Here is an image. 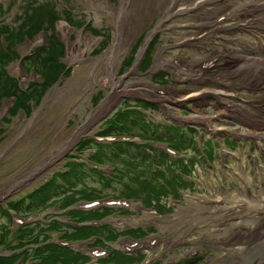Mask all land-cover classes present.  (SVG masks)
Returning a JSON list of instances; mask_svg holds the SVG:
<instances>
[{
	"label": "rangeland",
	"instance_id": "1",
	"mask_svg": "<svg viewBox=\"0 0 264 264\" xmlns=\"http://www.w3.org/2000/svg\"><path fill=\"white\" fill-rule=\"evenodd\" d=\"M176 2L181 8L179 13H170ZM44 3L50 5L38 16L43 31L32 40L24 38L17 42L18 57L6 71L19 81L22 91L30 89L34 83H44L36 71L40 61L38 51L47 48L49 37L53 36L66 48L59 63L65 65L68 72L55 79L41 100L31 101L26 111L20 109L13 115L17 101H0V191L7 185L19 184L61 153L111 95L114 82L122 81L123 88L135 84L139 95L123 97L106 115L110 117L106 120L113 118L118 110L145 109L151 105L146 113L151 128L165 133L167 126L173 124L172 128L179 131L173 129V134H184L182 139L187 142L185 153L170 154L172 161L184 160L174 162V169L181 171L182 165L187 164V173L194 176L186 177L188 183L182 188L178 202L168 199L161 202V215L130 199L129 207H113L118 211L124 207L127 214L112 212L110 215H113L105 219V225L119 234L123 231L138 234L131 235L134 241H158L156 246L131 250L140 253V263L136 264H264V83L258 87L253 82L250 86L244 83L245 73L250 68L256 69L253 59L264 60V1L218 0L195 4L196 1L190 0H131L123 13L124 0H0L4 5L0 27L19 30L27 9ZM255 3L261 5L262 11L253 14L251 9ZM49 10L53 12L50 17ZM121 17L125 31L121 33L123 44L119 46L116 41ZM53 19L58 20L52 23ZM62 24L69 26V35L62 36ZM149 38L151 42L147 41ZM36 41L39 43L33 46ZM146 41L145 65L148 60L150 64L149 70L143 72L140 64L144 61L141 60L138 68L135 65ZM138 42H141L139 49L134 58L128 60ZM2 43L7 50L4 38ZM76 43L79 45L72 57L70 46ZM114 45L115 66L110 61ZM85 50L91 51L90 55ZM40 56L46 57L45 54ZM241 58H248L251 64L243 71L238 65ZM112 69L116 76L112 75ZM147 72L150 74L139 75ZM200 90L225 94H221L222 101L211 97L202 106L191 100H186L185 105L173 104L178 103L176 100L163 101L178 98L183 91L197 93ZM191 95L194 94L183 96ZM198 117L204 121L196 122ZM183 118L185 122L181 121ZM99 121L40 180L21 186L0 201L2 210L9 212L0 215L1 258L23 254L15 264H40L39 260H32L33 251H29V259L24 260L25 251L37 248L39 245L32 241H46V236L48 240H59L60 234L45 229L52 222L67 227L71 222L91 221L88 215L92 211L83 207L72 209L74 215L78 213V217L84 219L75 221L63 214L67 210L61 205V213L50 204L46 210L32 215L17 214L9 206L26 205L30 194L52 180L55 173L72 165L73 156L79 157L78 145L104 129L107 121ZM207 124L212 126V131L207 130ZM183 129L190 131V135L182 134ZM135 133L143 134L138 129ZM131 136L137 146L143 147L137 136ZM152 145L168 152L166 145L165 148L158 143ZM195 148L200 153L191 170V159H196ZM110 152L124 158L118 146H113ZM85 158L78 160L85 161ZM113 165L123 166L117 162ZM102 172L104 178L115 174L109 166ZM149 172H152L151 167ZM86 182L105 191L104 201L121 198L120 184L107 189L92 178H87ZM116 222L124 224L118 226ZM61 230L67 233L65 228ZM95 241L91 246H97ZM119 242L131 244L133 240L122 236L108 245L103 242V247L111 251L128 248ZM23 245L24 249L15 251ZM89 245L78 244L71 250L84 256L91 250ZM109 256L93 257V263L112 264L106 262Z\"/></svg>",
	"mask_w": 264,
	"mask_h": 264
},
{
	"label": "trees",
	"instance_id": "2",
	"mask_svg": "<svg viewBox=\"0 0 264 264\" xmlns=\"http://www.w3.org/2000/svg\"><path fill=\"white\" fill-rule=\"evenodd\" d=\"M49 5L50 3H44L28 8L23 15V23L19 30L10 27H0V101L3 99H14L17 101V108L14 110L13 115L20 109L26 111L30 107L29 104L31 101L41 100L49 87L53 85L55 79L68 72L66 66L59 63L65 56L66 48L53 36L49 37L50 44L48 47L41 48L38 51L40 61L38 62L36 71L42 77L44 83H34L30 89L22 91L19 86V81L11 78L6 71V67L18 57L17 51L15 50L17 42L24 38L32 40L43 31L41 23L38 21V16L42 11L47 10L45 7H49ZM3 6L0 4V21L4 14ZM49 11L47 15L50 17V13L53 12L51 10ZM51 15L54 16L53 14ZM56 20L58 19H53L52 23ZM2 38L7 43V50L3 46ZM140 44L141 42H138L128 60L134 58ZM42 54H45L46 57L42 58L40 56ZM146 60L147 57L142 64L141 70L143 72L149 70L150 60L147 61V66L145 65ZM140 114L142 115L137 109L118 111L113 118L105 123L106 125L104 124V129L99 131L97 137H133L131 135H135L141 141L147 142L143 144V147L137 146L135 142L131 141H118L109 144L99 143L94 138L85 140L78 145L77 154L79 157L73 156V159H71L72 165L65 168L63 172L55 173L52 180L44 184L41 188H37L33 194H30V198L26 199V205L18 206L15 204L12 207L9 206V209L16 211L17 214L24 213L25 215H32L39 214L46 210L50 204L53 205L54 203H64L59 205L67 209L82 201L93 202L107 197L105 191L100 187L90 186L86 182L87 178L94 179L102 188L107 189H112L113 185L117 186V184H120L121 197L141 199L146 207L154 208L158 213L163 211L161 210L163 209L161 202L164 199L172 198L175 201H179L182 188L188 183L183 176L189 175L191 172L187 173L188 167L185 164L182 165L181 171L175 170L173 167L175 166L174 162L177 161L178 163L179 161L182 163L184 160L179 159L170 162V153L164 152L160 148L157 149L152 144H166L173 151L183 154L185 153L184 145L187 143L184 138L182 139L184 135H180L177 132H175L177 134H173V129L178 131V128H166L167 131L165 133H159L157 129H151L150 124L145 122V119L139 116ZM136 129L140 130L143 134L136 135ZM113 146L119 147L121 154L124 155L123 159H120L121 157H118L120 155L116 152L115 154L117 156H114L110 152ZM197 148H195V151L198 155L200 152ZM80 157H86L84 159L85 161L78 160ZM116 162L123 164V166H114L113 163ZM191 162L190 166H193L197 162V158L192 159ZM90 163L97 165L112 164L111 166H114L115 174L112 177L107 176V178H104L97 169L90 167ZM125 165L128 168H124ZM150 167L152 172H149ZM146 172L149 174H146ZM151 203H154V205H151ZM111 212L112 210L109 208H97L92 210L91 215H88V213L86 215H88V219L90 220H101L110 215ZM6 213L9 212L3 211L0 207V215ZM73 213L74 210L68 212V215L73 220H84L78 217V213L76 215ZM61 228L67 229V233H63ZM45 229L61 233V238L66 242L85 241L95 237L96 241L94 240V244L97 246H105L104 243L114 242L118 239V234L108 226L78 227L70 225L66 227L60 222H52ZM129 233L133 236H138L134 232H127L126 234ZM141 234H144V232H141ZM50 241L51 239L48 240L47 236L46 241H32V243L39 246L37 248L34 247L32 250L27 249L24 260H28L29 251H33L34 258L32 260H39L40 264L90 263L91 260L87 256L77 254L70 248ZM25 247V245L16 247L15 251L18 249L22 250ZM109 255L106 262H115L114 264H135L140 259L138 256H129L117 251L110 252ZM21 258H23V254H15L10 258L0 257V264H15Z\"/></svg>",
	"mask_w": 264,
	"mask_h": 264
},
{
	"label": "bare ground",
	"instance_id": "3",
	"mask_svg": "<svg viewBox=\"0 0 264 264\" xmlns=\"http://www.w3.org/2000/svg\"><path fill=\"white\" fill-rule=\"evenodd\" d=\"M130 1L131 0H124L125 5H124V7L122 9V12L123 13L126 11V8L128 7ZM190 1H196L195 4H197V3L200 4V3L214 2V1H218V0H190ZM107 6L108 5H106V7ZM179 9H181V8L177 5V2H176L173 5V7L171 8L170 13H179ZM261 9H262L261 8V5L255 3L253 5L252 9H251V13L255 14V13L259 12ZM122 16H123V14H122ZM119 21L121 23V25L119 23L120 34H119L118 39H117L116 42H117V44L119 46H121L123 44V40L120 38L122 36L121 33L125 31V27H124V23H123V17H121V20H119ZM246 28H248V27H246ZM60 32H61L62 36H65L67 34L69 35V33H70L69 32V26L67 24H65V25L62 24L60 26ZM81 40H84L85 41L84 38H82ZM119 41H121V42H119ZM38 43L39 42L36 41L32 45L34 46V45H36ZM77 44L78 43L73 44V45L70 46V53H71V56L72 57L74 56L75 50L78 48ZM112 49H113V54H112L113 56L111 55L110 61H111V64L113 66H115L116 65V58L114 57V54L116 52V45L112 46ZM90 52L91 51H89V50H85V53H87L88 55H90ZM253 61H254V65L256 66V69L255 70H249L246 73V82H247V86H250L252 84V82H253L254 83V86L258 87L260 83H264V60L253 59ZM238 65H239L240 70L243 71L245 67H247L248 65H251V64L248 63V58H241V60L238 63ZM112 75L113 76H116L115 73L113 72V69H112ZM103 81H104V84H107L105 80H103ZM121 85H122V81L120 83L114 82V88L112 90L111 95H109L107 97V99L105 100V102L100 105V108L92 115L91 119L85 125H83V127H81L72 136V138L68 142L66 148L61 153L57 154L55 157H53L50 160L46 161L41 166L40 169H38L35 172H33V173L29 174L28 176H26L19 184H15V185H11V186L7 185V187L5 189H3L2 191H0V201L4 200L13 191H15L16 189L20 188L21 186L26 185V184H29V183H32V182H34L36 180H40L42 178V176L45 175V172L49 168H51V166L56 161H58L60 158H62V156L66 152H68L69 149H72V147L78 142V140L82 136H84L89 130H91V128L93 127V125L96 122H98L101 118L105 117L111 111L112 107H114L116 104H118L119 101L123 97H125V96L134 97V96L139 95V89H135L134 86H133L135 84H133L132 86H128L126 88H123L124 86H121ZM135 87H137V86L135 85ZM140 89H142V88H140ZM184 94H194V95H191V96H188V97H184L183 96ZM221 94H225V92H215L213 90L212 91L211 90H200L197 93L182 92V93H180V95L178 96V98L172 97L170 99L163 100V101H167L168 103H171L173 100H176V101H178V103H185L186 100H191V101H194L199 106V105L203 104L205 102V100L210 99L211 97H213L214 99H216L218 101H222L223 99H222V95ZM117 225L119 226V225H121V223H117ZM145 245H146L145 243H142L140 246H145Z\"/></svg>",
	"mask_w": 264,
	"mask_h": 264
},
{
	"label": "water",
	"instance_id": "4",
	"mask_svg": "<svg viewBox=\"0 0 264 264\" xmlns=\"http://www.w3.org/2000/svg\"><path fill=\"white\" fill-rule=\"evenodd\" d=\"M141 57H142V56H141ZM137 65H138V64H137ZM107 118H108V116H107V117H105L104 119H107ZM104 119H103V120H104Z\"/></svg>",
	"mask_w": 264,
	"mask_h": 264
},
{
	"label": "built area",
	"instance_id": "5",
	"mask_svg": "<svg viewBox=\"0 0 264 264\" xmlns=\"http://www.w3.org/2000/svg\"><path fill=\"white\" fill-rule=\"evenodd\" d=\"M199 118H202V117H199ZM202 119H204V118H202Z\"/></svg>",
	"mask_w": 264,
	"mask_h": 264
}]
</instances>
